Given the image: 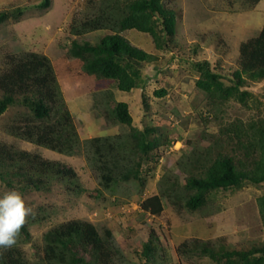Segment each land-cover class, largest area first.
Returning <instances> with one entry per match:
<instances>
[{"label":"rangeland","instance_id":"rangeland-1","mask_svg":"<svg viewBox=\"0 0 264 264\" xmlns=\"http://www.w3.org/2000/svg\"><path fill=\"white\" fill-rule=\"evenodd\" d=\"M41 1L0 0V12H12L16 7L23 10L20 17L0 23V75L28 70L40 74L50 69L58 92L47 86H42V90L54 109L58 107L56 102L62 100L71 114L80 153L63 154L30 142L35 125L22 118L25 110L17 106L7 108L0 116V142L65 164L76 172L83 190L73 193L56 189L31 206L33 215L41 219L28 227L29 241L19 236L12 247L23 264L46 263L42 236L47 231L67 232L83 225L99 233L103 229L111 231L113 244L119 250L116 264H143L141 246L152 231L160 247L158 264H214L204 257L186 258L178 254V246L193 238L214 241L222 237L231 248L249 247L261 240L263 231L256 199L264 193V187L246 185L220 192L211 206L194 213L172 206L160 191L166 175L176 177L179 187L184 185L186 174L181 169L170 171L173 164L185 160L182 154L189 156L192 151L205 149L209 144L206 134L216 135L218 130L216 123L206 118L211 104L205 93L194 87L197 74L190 61H208L229 85L238 68L239 44L257 36L263 25L264 0L255 5L247 0H162L177 12L170 49L158 51L148 34L136 30L121 33L133 47L157 59L142 65L144 84L130 92H118L113 82L87 76L80 63L67 56L71 40L95 44L110 33L100 30L75 37L70 32L72 26L94 17L103 0H48L47 7H36ZM159 89H164L166 95L154 96L153 92ZM244 90L250 93L247 106L235 101L219 106L222 123L264 116V83H248ZM109 95L128 104L135 128L141 130L151 125L168 132L170 146L157 150L158 162L151 165L154 171L143 172L146 180L141 191L134 182H120L112 190H103L97 172L87 161L83 141L123 137L128 132L126 127L105 118ZM51 132L52 128L45 127L43 137ZM5 192L0 184V195ZM30 197H23L26 204ZM37 205L45 211L34 210Z\"/></svg>","mask_w":264,"mask_h":264},{"label":"trees","instance_id":"trees-1","mask_svg":"<svg viewBox=\"0 0 264 264\" xmlns=\"http://www.w3.org/2000/svg\"><path fill=\"white\" fill-rule=\"evenodd\" d=\"M247 1L255 5L260 0ZM48 3V0H42L36 7H47ZM22 11L16 7L12 12H0V23L20 17ZM176 24V10L166 7L162 0H103L94 17L72 26L70 32L75 37L100 30L110 33L95 44L71 40L67 56L77 60L87 76L113 82L118 92H129L144 84L142 65L157 59L133 47L121 33L136 30L148 34L155 49L163 51L171 48ZM190 62L197 74L194 87L205 93L211 104L206 118L214 121L218 130L216 135L206 134L209 144L205 149L192 151L189 156L182 154L185 160L173 164L170 171L181 169L186 174L184 185L179 187L176 177L166 175L160 194L177 209L194 213L211 206L220 192L239 190L246 185L264 187V116L248 121L233 119L226 123L219 117V106L229 101L247 106L250 93L244 88L248 83H264V20L257 36L239 44L238 68L232 73L229 85L211 69L208 61ZM42 86L58 92L50 69L40 74L33 70L21 74L2 73L0 116L9 107H21L25 110L22 118L35 125L36 131L29 137L30 142L50 151L79 154L80 142L71 114L62 100L56 102L58 107L54 109ZM153 94L163 97L166 91L159 89ZM142 102L147 109L145 95ZM104 114L110 123L126 127L128 132L123 137H93L83 141L87 161L97 172L99 187L109 191L120 182H134L141 191L146 180L143 172L154 171L151 165L158 162L157 150L170 146L168 132L151 125L141 130L135 128L128 104L117 102L112 95L108 96ZM45 127L52 128V132L43 137ZM0 184L6 191L16 189L23 197L32 196L30 204H26L30 207L56 189L73 193L83 190L78 185L76 172L65 164L2 142ZM256 206L263 231V237L257 243L245 248H231L222 237L214 241L193 238L178 246V254L186 258L204 257L214 264H264V193L256 199ZM35 209L45 211L41 205ZM40 219L35 215L27 219L20 231L23 241L30 240L28 227ZM42 238L46 244L45 264H116L119 260V250L113 244L109 229L99 233L83 225L67 232L47 231ZM159 251L152 231L141 246L142 263L158 264ZM0 264H23V259L12 248L0 249Z\"/></svg>","mask_w":264,"mask_h":264},{"label":"clouds","instance_id":"clouds-1","mask_svg":"<svg viewBox=\"0 0 264 264\" xmlns=\"http://www.w3.org/2000/svg\"><path fill=\"white\" fill-rule=\"evenodd\" d=\"M33 214L20 191L12 189L0 196V249L16 245L21 229Z\"/></svg>","mask_w":264,"mask_h":264}]
</instances>
